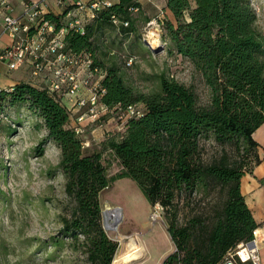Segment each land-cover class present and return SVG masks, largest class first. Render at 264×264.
Segmentation results:
<instances>
[{"label":"trees","instance_id":"16d2710c","mask_svg":"<svg viewBox=\"0 0 264 264\" xmlns=\"http://www.w3.org/2000/svg\"><path fill=\"white\" fill-rule=\"evenodd\" d=\"M141 6L140 0H120L102 9L84 33L69 28L64 35L68 49L92 54L102 74V104L115 115L119 106L143 104L141 117L129 118L101 150L89 154L72 126L68 106L46 87L21 82L0 90V132L5 104L21 115L43 118L48 136L39 152L43 154L48 140L60 147L59 168L74 202L71 214L62 220V237L70 241L53 245L68 244L83 256L81 264H113L120 243L103 225L100 194L125 177L138 183L152 205L159 203L165 210L176 250L162 264H218L261 225L242 191V179L263 161L255 132L264 123V32L251 0H168L172 17H144L146 27L156 19L161 33L157 47L145 38L146 48L155 52L168 45L171 53L188 59L211 96L203 102L193 86L166 74L159 90L143 92L127 84L121 68L99 54L105 53L102 33L107 26L123 35L135 32L133 13ZM47 17L58 28L67 25L64 15ZM209 140L221 146L212 156L206 154ZM105 150L123 167L115 176H109L103 162ZM212 192L225 196L213 207L192 206L197 197L204 200ZM190 207L182 220V209Z\"/></svg>","mask_w":264,"mask_h":264},{"label":"rangeland","instance_id":"374dc122","mask_svg":"<svg viewBox=\"0 0 264 264\" xmlns=\"http://www.w3.org/2000/svg\"><path fill=\"white\" fill-rule=\"evenodd\" d=\"M258 14V28L264 32V0H251ZM155 14L169 17L166 9L157 7ZM137 17L136 30L133 34L123 35L113 26H107L102 33L105 41L101 58L108 64L116 63L127 82L135 89L143 92H153L160 89L163 74L191 85L199 93L203 102L211 96L210 88L205 84L202 75L186 58L171 53L169 46L161 47L155 52L146 48L144 39L158 42L160 38L159 26L146 27L144 10L134 12ZM145 45V46H144ZM130 55H135L132 64H128ZM129 61V59H128ZM98 74L92 76L95 82ZM144 107L143 104H140ZM2 131L0 132V264H81L83 256L73 252L68 244L55 247L54 241L69 242L70 238L62 237L63 217L70 215L74 202L66 191L67 178L59 168L61 149L48 140L43 154L39 152V144L47 138L48 129L43 118L34 113H21L9 104L4 105ZM20 121V122H19ZM86 120V131L81 136L90 145L85 146L87 153L102 149L103 142L113 132H117L120 124L115 113L102 115L94 123ZM110 121V122H109ZM90 123V124H89ZM13 130H9V126ZM206 154L215 155L221 146L209 140L206 144ZM231 149V147H228ZM103 162L109 176H115L122 171V165L111 150L103 153ZM225 195L212 192L204 200L202 195L197 197L193 207H213ZM100 201L103 209V225L106 226L104 215L105 205L111 204L124 208L126 219L124 225L134 227L143 223L146 212L151 203L138 183L132 178L117 179L112 186L102 191ZM159 203L152 205L150 220L153 224L164 222L168 225L163 206ZM190 208L181 211L184 219ZM159 213L157 221H153L152 214ZM106 231L117 241L120 250L113 264H124L127 255H122L128 239L121 236V232Z\"/></svg>","mask_w":264,"mask_h":264},{"label":"built area","instance_id":"2783aa9c","mask_svg":"<svg viewBox=\"0 0 264 264\" xmlns=\"http://www.w3.org/2000/svg\"><path fill=\"white\" fill-rule=\"evenodd\" d=\"M52 0L24 1L23 12L15 14L12 0H0V10L3 24L9 31L13 44L5 49L0 57L10 61V69H18L29 62L34 78L46 77L44 83H34L46 87L68 106L75 120L74 128L79 135L86 131L83 122H97L102 115L110 114L109 107L102 104L101 92L105 91L100 83L102 74L95 65L92 54H77L67 48L64 39L69 28L82 33L86 24L96 19L98 13L113 5L111 0H57L64 10V20L67 25L60 28L47 17V6ZM114 22L120 21L114 16ZM128 26L129 23L125 22ZM159 26L156 19L149 27ZM130 58L128 64H132ZM98 74L94 82L92 76ZM144 107L141 105L119 106L117 117L120 124L118 131L124 129L126 121L131 117H141ZM84 141V146H89ZM160 205V204H159ZM158 205V206H159ZM157 221L159 213L152 214ZM107 226V225H106ZM264 249V223L258 226L250 240L243 241L231 249L218 264H263L262 250Z\"/></svg>","mask_w":264,"mask_h":264},{"label":"crops","instance_id":"0c3cea01","mask_svg":"<svg viewBox=\"0 0 264 264\" xmlns=\"http://www.w3.org/2000/svg\"><path fill=\"white\" fill-rule=\"evenodd\" d=\"M24 1L35 0H12L14 4V13L19 15L23 12ZM39 1V0H36ZM113 3H118L120 0H111ZM168 0H140L141 8H135L138 12L144 10L146 16V8L149 14L156 12L157 7L166 9ZM47 13L61 14L64 10L57 3V0H52L48 4ZM170 17L173 16L171 10L166 9ZM159 16L155 14V17ZM0 18H3V13L0 10ZM153 18V17H152ZM13 44V39L9 31L3 24H0V55L1 53ZM10 61L0 57V90L10 89L21 82L44 83L46 77L34 78L32 74V66L29 62L25 63L18 69H10ZM110 122V121H109ZM72 126L75 125V120L72 119ZM83 124H88L86 121ZM90 124V123H89ZM90 124V126H93ZM255 138L260 142L259 153L263 161L257 165L253 172L247 173L242 179V191L246 196V200L252 209L254 216L259 224L264 223V123L255 132ZM152 207V204H151ZM151 207L146 212V219L142 224L134 227L121 226V236L128 240L125 242L129 245L134 242L138 245V250L127 255V261L124 264H162L166 257L176 250V245L168 230V225L164 222H157L153 224L150 220ZM120 243V241H119ZM126 245V246H127ZM120 246V245H119ZM121 247H119L118 252ZM125 248V247H124ZM123 248V249H124ZM141 248V249H140ZM123 251V250H122ZM117 252V254H118ZM116 254V256H117ZM115 256V259H116ZM144 257V258H143ZM263 264H264V249L262 250ZM114 259V262H115ZM142 259V260H141ZM141 260V261H140ZM129 262V263H128ZM133 262V263H132Z\"/></svg>","mask_w":264,"mask_h":264},{"label":"bare ground","instance_id":"6f19581e","mask_svg":"<svg viewBox=\"0 0 264 264\" xmlns=\"http://www.w3.org/2000/svg\"><path fill=\"white\" fill-rule=\"evenodd\" d=\"M151 42H152V45L154 47H157L156 41H151ZM104 211H105V220H106L107 229L110 231H114V232H121L122 222L124 219H126L125 218L126 214H125L124 208L121 206H116V205L114 206L111 204H107V205H105ZM138 249L139 248H138V245L136 243L130 242L129 245H127L123 249L122 254H131L132 255L134 253V251H137Z\"/></svg>","mask_w":264,"mask_h":264},{"label":"water","instance_id":"95a60500","mask_svg":"<svg viewBox=\"0 0 264 264\" xmlns=\"http://www.w3.org/2000/svg\"><path fill=\"white\" fill-rule=\"evenodd\" d=\"M104 215H105V211H104ZM105 228H107V226H105Z\"/></svg>","mask_w":264,"mask_h":264}]
</instances>
